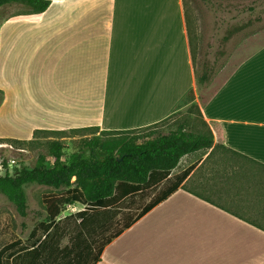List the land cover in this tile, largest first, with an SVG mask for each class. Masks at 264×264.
<instances>
[{"label": "crops", "instance_id": "obj_1", "mask_svg": "<svg viewBox=\"0 0 264 264\" xmlns=\"http://www.w3.org/2000/svg\"><path fill=\"white\" fill-rule=\"evenodd\" d=\"M50 1L44 13L0 23V139L31 140L36 130L148 128L202 87L184 0ZM27 71L32 75L22 81L36 79L41 90L26 88L23 95L14 75ZM195 103L215 146L264 165V45L205 103L199 97ZM212 151L184 156L165 180L145 189L164 187L160 194L169 195L123 229L120 205L143 193L101 208L68 202L78 213L51 198L44 234L31 250L53 235L47 264H264V231L213 205L209 184L191 183ZM190 183L192 191L184 188Z\"/></svg>", "mask_w": 264, "mask_h": 264}, {"label": "trees", "instance_id": "obj_2", "mask_svg": "<svg viewBox=\"0 0 264 264\" xmlns=\"http://www.w3.org/2000/svg\"><path fill=\"white\" fill-rule=\"evenodd\" d=\"M9 5H20L23 8L22 12L14 16L32 15L44 13L50 7L51 1L0 0V8ZM184 7L194 64L192 43L194 37L185 0ZM195 75L197 84L201 87L211 82L214 69L205 65L202 73L198 75L195 71ZM3 98V92L0 91V104ZM185 101H189L190 113L193 110L198 111L202 132L187 131L188 121H186L167 134H155L150 131L151 134L143 136V132L154 130L167 123L174 114L159 124L143 129L127 131H100L99 128L70 131L36 130L31 140L0 139V143H11L18 148L31 145L44 135L51 138V135H65L67 132H71L80 134L83 139L80 149L72 153L67 160H64L65 145L62 140L64 137L50 140L47 156L40 155L32 169H20L14 175L7 172L0 177V193L15 205L17 212L22 217H26L28 214L24 187L29 184H38L56 190L65 188L68 189L66 191L67 201L100 208L107 207L112 202L120 201L124 197L154 188L178 167L184 156L213 148L209 159L213 155L214 162L221 160V163L225 165L222 171L231 178L230 183H225V188L217 189L216 185L213 186V198H226L225 202L228 206L221 204L217 199L213 200V205L264 231V165L224 146H215L213 134L195 103L194 93L190 92L181 104H184ZM217 152L224 154L218 161L214 160ZM226 154L228 155L226 156ZM48 157L53 159L51 166L47 161ZM4 166L8 167L6 163ZM230 166L232 167L229 175L227 168ZM191 171L192 168L184 173L178 186ZM184 188L192 191L189 187L184 186ZM168 195L169 193L160 194L158 198L142 209L137 219ZM132 222L133 220L125 227H128ZM41 245L42 243L38 248Z\"/></svg>", "mask_w": 264, "mask_h": 264}, {"label": "rangeland", "instance_id": "obj_3", "mask_svg": "<svg viewBox=\"0 0 264 264\" xmlns=\"http://www.w3.org/2000/svg\"><path fill=\"white\" fill-rule=\"evenodd\" d=\"M185 4L194 37L192 38L194 69L198 75L202 73L205 65L214 69L211 83L202 86L197 90V93H194L195 99L199 97L200 102L203 104L245 58L264 45V0H185ZM22 11L23 8L20 5H9L0 8V23ZM15 39L17 41V38ZM32 68H35V66L33 65ZM36 73L39 74V71ZM44 73L48 74L46 69ZM29 75L32 74L28 71L14 75L17 81L15 85L18 84L23 95H25L26 88L30 91H34V89L41 90L36 84V79H33L35 83L31 79L22 81L23 77ZM188 102L185 101L184 104H181L175 115L167 123L154 130L143 132V136L151 134L150 131L155 134H167L186 121H188L187 131L202 132L203 128L198 111L193 110L190 113ZM46 136H42L31 145L20 148L7 142L0 143V177L7 172L14 175L20 169H32L40 155L47 156L50 140L52 139L64 137L62 139L65 145L64 160H67L72 153L78 151L83 142L80 134L71 132H67L65 135H51V138ZM222 156L224 154L217 152L214 160L218 161ZM13 160L16 162L15 165L11 163ZM47 161L51 166L53 159L48 157ZM239 162L243 163L242 161ZM4 163L7 164V168ZM231 167L227 168L229 175L231 174ZM223 168H225V165L221 163V160L214 162L212 155L206 165L195 172L193 177L195 179L191 183L209 184L212 191L215 185L217 189L220 187L225 188V183H230L231 178L227 177L226 173L222 171ZM216 169L221 170V172ZM191 183L186 187L195 188ZM164 189V187L156 188L150 193L144 192L137 198L124 201L120 205L123 213L120 217L119 229H123L140 213L153 196L159 195ZM24 190L28 204L26 217L20 216L15 205L0 193V264H39L40 262V264H47L48 247L52 244L53 235L36 251L31 250L32 243L36 237L44 234L46 226L45 223L43 225L41 223L46 222L48 215L46 209L51 206V198L57 199L61 210H64L65 205L70 202L66 200L67 189L65 188L56 190L38 184H29L24 187ZM200 192L202 191L200 190ZM202 193L209 195L206 192ZM216 199L221 204L228 206L225 202L226 198Z\"/></svg>", "mask_w": 264, "mask_h": 264}, {"label": "built area", "instance_id": "obj_4", "mask_svg": "<svg viewBox=\"0 0 264 264\" xmlns=\"http://www.w3.org/2000/svg\"><path fill=\"white\" fill-rule=\"evenodd\" d=\"M12 164H16V162L13 160L12 162H11ZM66 211H68V212H74V213H78L79 211H77V209L75 208V206H73V204H71V203H68L67 205H66ZM67 217V215H66V213H65V211L59 216V219H64V218H66Z\"/></svg>", "mask_w": 264, "mask_h": 264}]
</instances>
